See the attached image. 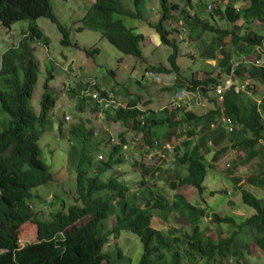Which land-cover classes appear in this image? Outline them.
<instances>
[{"label":"trees","instance_id":"trees-1","mask_svg":"<svg viewBox=\"0 0 264 264\" xmlns=\"http://www.w3.org/2000/svg\"><path fill=\"white\" fill-rule=\"evenodd\" d=\"M219 1L224 9L217 4H208L214 20L219 16L236 22L244 13L248 18L258 19L264 26V0H239L246 2L243 10L236 9L233 4L228 3V0ZM133 2L135 10L129 11L120 0H95L80 19L76 31L83 29L100 31L123 53L143 58L142 42L146 35L138 32L134 27H128L124 19L115 15L145 21L159 34L162 44L173 48V52L169 55V67L152 66L146 70L155 74L174 72L180 76L178 64L180 48L175 40L169 38L170 31L167 26V22L173 24L175 19L173 13L179 10L178 4L170 0H159L160 15L157 21L152 22L147 18L143 7L146 0H133ZM187 2L188 7H191V0ZM188 15L195 24L205 31L214 33L220 40L223 36L230 35L235 45L245 41V47L249 48L243 50L246 56L255 47L264 45V33L248 29L244 35H236L207 20H201L196 14ZM40 17L49 18L58 25L63 35L61 39L63 45L73 44L70 30L58 21L52 0H0V23L8 28V34L14 23L25 19L31 21L22 32L18 44L2 54L0 66V107L10 117L8 120L2 118L0 122V264H122L117 261L130 260L123 255V250L119 249L115 254L116 257L113 258L106 251V247L111 239L118 240L123 230L136 234L143 244V253L138 264H196L193 258L195 254L210 261L231 253L237 256L240 264H250L243 260L244 254L240 248V241H237V237H240L237 230L219 236L218 241L211 236L202 242L198 239L200 221L204 216H211L218 223L230 224L236 223V220L232 216L221 217L206 207L191 203L180 190L185 185H191L199 191L200 198L205 200L207 190L204 182L208 170L215 168L219 156L229 147L239 151L244 150L247 155L245 160L248 162L262 153L264 103L259 105L257 101L250 100L246 94L236 93L233 89L224 93L223 109L217 106L206 113L197 114L183 111L187 107L185 103L180 100L174 102L173 97L170 100L173 102L170 108L161 110L149 107L151 100L142 102L144 108L139 107L142 101L139 95L130 99L126 106L118 102L119 105L116 107L112 102L117 101L115 93L103 91L97 84H91L94 87L90 96L93 105L99 103L107 112L115 111L118 120H132L135 128L144 131L146 145H156L155 136L161 138L158 134L163 128L166 137L171 138L183 121L188 123V130L183 132L187 135L182 143L184 151L177 155L179 164L186 166V173L183 175L178 173L170 181L174 191L173 201L169 203L149 188L150 197L144 203L150 209H162L165 214L169 209H175L183 214L193 226L191 236L183 240L176 236L171 238L156 227L153 212L138 204V194L131 191V185L121 178L119 173L114 172V166L125 162L124 144L134 142L130 145L133 147L140 144L142 138L137 140L138 136H134L129 141L123 136L120 142L114 138L110 139L109 145L113 147L108 158L103 161L95 155L97 143L93 145L94 152L89 151L90 135L82 122L70 128L71 136L83 135L87 144L86 149L90 152L83 150L79 154L78 146L75 143L70 145V153L76 157L75 162L71 164L76 172L77 184L74 203L65 205L64 201L61 203L54 201L52 206L57 205L58 202L61 206L51 211L49 219H43L38 215L34 208L37 197L35 190L55 180V173L42 158L40 141L43 134L51 128L49 119L57 103L50 85L54 79L51 71L43 83L44 92L39 114L34 111L31 103L41 76V66L35 56V43L42 42L44 38V30L36 22ZM84 50L88 56L99 52L98 48ZM222 53H225L221 57L224 69L218 74H208L205 78L189 79L191 85L187 89L210 97L213 101L217 100V96L213 97L210 91L221 84L230 69L231 56L223 50ZM144 79L142 77V80ZM237 79L242 81L250 79L256 85L259 81L264 82V69L251 67L246 70L241 67ZM179 80L181 79H177V82ZM137 81L140 83L139 80ZM177 82L167 86L166 89L174 90L177 88ZM87 83L90 85V82ZM114 91L118 90L114 89ZM223 115L235 121L236 127L233 132H228L222 123L215 128L211 126L213 122L218 123ZM222 143H226L225 146L215 152L213 147ZM212 152L215 153L211 162L208 160V155ZM109 170L113 173L107 175ZM247 179L249 184L264 188V176L252 174ZM143 183L142 181L140 185ZM240 190L243 202L253 207L255 213L246 217L238 227L242 229L249 227L253 230L257 243L264 248V198L257 197L245 187H241ZM216 193H226V190L224 188L209 192L210 195ZM66 199L70 200V198ZM86 218L84 223L78 225L80 220ZM111 219L112 223H110ZM30 226L36 228L35 239L23 243L29 235ZM178 244H187L190 250H193L192 256L188 257L186 262L178 251Z\"/></svg>","mask_w":264,"mask_h":264},{"label":"rangeland","instance_id":"rangeland-1","mask_svg":"<svg viewBox=\"0 0 264 264\" xmlns=\"http://www.w3.org/2000/svg\"><path fill=\"white\" fill-rule=\"evenodd\" d=\"M120 1L127 10H135L133 0ZM170 1L177 3L179 6V10L173 13L175 18L173 24L167 22V26L170 31L169 38L178 42L180 46L182 55H179L178 63L182 71L192 74L195 69L201 68L204 71L207 70V76L211 73L217 74L215 68L204 69V64H206V59L214 54L219 59L223 57L225 53H222V50L229 53L231 58L237 60L249 57L261 58L264 61V45L255 47L251 50V53L244 56L246 53H243V50L249 49L245 47V41H241L240 45H235L230 35L223 36L220 40L214 33L205 31L198 24H195L188 14L192 16L196 14L201 20H207L211 24L232 31L236 35H244L248 29L263 34L264 26L258 19L248 18L243 13V17L236 22L219 16L214 20L208 4H217L224 9L225 7L219 0H191V7H188L187 0ZM94 2L95 0H52V6L59 23L70 30L73 44L69 46L61 43L63 35L56 23L46 17H40L36 20L44 30V38L42 42L35 43V56L41 66V76L31 102L32 108L39 114L44 92L43 83L49 71L54 76L50 83L51 90L57 98L56 106L49 119L51 128L43 134L40 141L43 150L42 158L50 166L52 172L55 173L54 181L35 190L37 197L34 201V208L43 219H49L51 211L61 206L59 202L57 205L52 206L54 201H60V203L64 201L65 205H68L74 203V198L77 196L76 172L71 165L75 162L76 157L70 153L71 143L78 146L79 154L83 150L88 153L94 152L93 145L97 143L95 155L100 160L105 161L113 147L109 145L110 139L114 138L120 142L123 136L129 141L134 136H141L140 144L131 147L128 150L127 157L126 154H123L125 162L114 166V172L119 173L121 178L131 185V191L139 196L138 204L145 208H148L144 202L150 197L151 191L149 188L171 203L174 191L171 188L170 181L178 173L181 175L186 173V166L179 164L177 155L182 154L184 151L182 143L187 135L183 132L188 130L187 122L183 121V124L175 130V134L171 138L166 137V133L164 134L165 128H163L158 134L161 138L155 136L159 144L146 145L144 131L135 128L132 120H118L115 111L107 112L99 103L95 106L90 101L94 89L91 84H97L100 89L102 88L101 90L115 93L117 102L122 105L126 106L130 99L139 95L142 97V101L139 103L141 108H144L143 101L151 100L149 106L153 107L154 110H161L171 106L173 103L170 101L172 95L176 90H179L177 88L174 90L166 89L169 86L167 84L174 82L177 77L174 72L152 73L151 76L145 78L149 79L148 83L142 80L148 67L170 66L169 55L173 52L172 46L162 44L159 34L147 22L128 16L115 15L117 18L124 19L128 27H134L138 32L146 35L144 42H142L143 58L123 53L100 31L92 29L76 31L80 19ZM228 3L233 4L239 10H243L246 4V2L239 0H228ZM143 7L146 10L148 19L152 22L158 20L160 15L159 0H146ZM30 22V20L25 19L14 23L10 34L7 32L8 28L0 23V66L2 54L8 48L18 44L22 32L29 26ZM95 48L99 49L98 53L91 56L85 53L84 49L94 50ZM137 78H139L140 85L136 82ZM87 82H90V85H87ZM190 85L189 79H181V89L188 88ZM254 86L255 93L252 97H248L252 101L264 96V82L259 81ZM114 89L118 91H114ZM212 96L215 97L214 92ZM200 99L204 100L193 99L191 109L188 103L185 104L187 107L183 111H196L198 114H203L217 107L219 103L218 97L216 101H213L210 97L201 95ZM173 101L176 102L177 100ZM2 118L10 119L9 115L4 113L0 107V122ZM80 122L86 125L89 132L88 141L90 143L88 145L91 146H88V149L90 152L86 149L87 144L82 134L79 136H71L70 134V128L80 124ZM100 140L103 141L100 142ZM167 142H169V147L165 146ZM225 144L222 143L217 147H213L214 151L216 152ZM227 144L229 143L227 142ZM261 149L262 153L249 162L245 160L247 155L244 150L239 151L229 147L222 153L215 168H209L208 170L204 182L207 190L204 196L205 200L200 198L199 191L191 185L180 188L191 203L206 207L211 212L218 213L221 217L232 216L236 220V223H218L211 216H204L200 221L198 239L202 242V240H206L208 236H211L218 241L219 236L231 234L237 230L240 236L237 237V241H240V248L244 254L243 260L248 261L250 264H264V248L257 243L256 234L253 230H250L249 227L243 229L238 227L246 217L255 213L253 207L243 202L240 188L245 187L257 197L264 198V188L255 187L247 181V178L252 174L264 176V139L261 141ZM215 152L208 155L209 161L212 160ZM97 158L95 159L97 160ZM112 173V170H109L107 175ZM142 181L144 183L140 185ZM224 188L226 193L209 194L211 190ZM66 198H70V200ZM148 209L153 212L154 225L164 231L167 236L169 235L171 238L176 236L183 240L193 234L192 224L175 209H169L167 214L162 209ZM86 220L87 218L80 220L78 225ZM112 222L111 219L110 223ZM28 228L30 230L29 235L23 243L35 239V226ZM119 249H122L123 255L130 260L125 262L118 260L117 262L138 264L143 253V244L136 234L129 230H123L120 238L118 240L111 239L106 247V251L113 258L116 257L115 254ZM178 251L182 254L185 262L188 257L192 256L193 252L187 244H178ZM231 251H233V248ZM193 258L196 264H240L237 256L233 253L210 261L196 254Z\"/></svg>","mask_w":264,"mask_h":264},{"label":"built area","instance_id":"built-area-1","mask_svg":"<svg viewBox=\"0 0 264 264\" xmlns=\"http://www.w3.org/2000/svg\"><path fill=\"white\" fill-rule=\"evenodd\" d=\"M246 56V55H244ZM230 69L226 75V77L224 78V80L221 82V84L217 85L214 93L215 95L218 97L219 103H218V107H220L221 109H223V100H224V93L229 90V89H233L236 93H244L246 94L248 97H252L254 94V84L250 81V80H238V72H239V68H244L246 70L251 69V67H259L264 69V61L261 58H249V57H245L241 60H237L235 58H231L230 59V63H229ZM147 73H145V77H149L151 76L152 72L150 71H146ZM198 99L200 101H202V99H200L201 95L198 94L197 95ZM264 97H261L260 99H256V101L258 102L259 105H262L264 103L263 100ZM113 103H115V106L117 107L119 105V103L115 100L112 101ZM219 123H222L225 127V129L228 132H233L235 130L236 124L235 121L233 120V118H230L226 115H223L220 117L219 122H213L212 123V127L215 128ZM141 138V136L137 137V140ZM132 144L134 142H131ZM132 144H124V154H126V152H128V150L131 148L130 145ZM155 144H159V141H156ZM166 147H169V142H167L165 144ZM127 157V154H126ZM158 173V172H157Z\"/></svg>","mask_w":264,"mask_h":264},{"label":"crops","instance_id":"crops-1","mask_svg":"<svg viewBox=\"0 0 264 264\" xmlns=\"http://www.w3.org/2000/svg\"><path fill=\"white\" fill-rule=\"evenodd\" d=\"M177 44L179 45V43L177 42ZM209 44V43H208ZM179 48H180V46H179ZM184 53V52H183ZM180 55H182V53H180ZM179 64V63H178ZM167 67H169V66H167ZM205 68H208V69H216L217 70V74L220 72V71H222L223 69H224V64H222V61H221V58L219 59L218 57H217V55L216 54H214V55H212V56H210V57H208L207 59H206V64H204V69ZM226 68V67H225ZM179 71H180V76L179 75H177V77L175 78V81L174 82H169V84H167V85H169V86H171L172 84H175L176 82H177V79H192L193 77H196V78H199V79H201V78H205V76H207V74H206V71L207 70H203V69H201V68H199V69H195L194 71H193V73L192 74H188L187 72H185V71H182L181 70V68H180V66H179ZM212 75L214 74V73H211ZM138 80V79H137ZM247 80H250V79H247ZM144 81H146L147 83H148V81H149V79H144ZM137 82V84H141V83H139L138 81H136ZM180 84H181V80H179L178 82H177V84H176V87H177V89H179V90H176V92L172 95V97H173V100H180L182 103L184 102L185 104H189L190 105V109H191V107H192V104H193V99H198V97H197V95L199 94L198 92H193V91H191V90H189V89H187V88H184V89H181V86H180ZM257 84V83H256ZM183 85V84H182ZM187 87V86H186ZM213 92H214V90H211L210 91V93H211V95L213 94ZM254 93H255V91H254ZM182 98H183V100H182ZM204 99H202V101H203ZM196 104V103H195ZM198 104H203V103H198ZM139 107H140V105H139ZM149 107H151V106H149ZM151 108H153V107H151ZM195 113H196V111H195ZM206 113V112H205ZM198 114V113H197ZM155 142H156V140H155ZM129 153V152H128ZM181 192H182V190H181ZM183 193V192H182Z\"/></svg>","mask_w":264,"mask_h":264},{"label":"clouds","instance_id":"clouds-1","mask_svg":"<svg viewBox=\"0 0 264 264\" xmlns=\"http://www.w3.org/2000/svg\"><path fill=\"white\" fill-rule=\"evenodd\" d=\"M129 152V151H128ZM128 152H126V154L128 155Z\"/></svg>","mask_w":264,"mask_h":264}]
</instances>
